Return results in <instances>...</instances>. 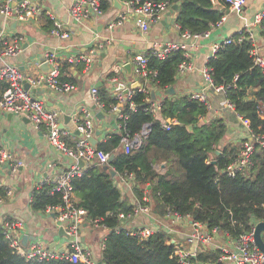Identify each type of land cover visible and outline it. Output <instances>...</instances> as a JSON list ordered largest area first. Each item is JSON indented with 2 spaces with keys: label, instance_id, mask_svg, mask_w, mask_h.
<instances>
[{
  "label": "trees",
  "instance_id": "1",
  "mask_svg": "<svg viewBox=\"0 0 264 264\" xmlns=\"http://www.w3.org/2000/svg\"><path fill=\"white\" fill-rule=\"evenodd\" d=\"M142 2L172 5L175 0H141ZM179 3L175 22L179 32L201 34L210 31L223 18L212 0H177ZM220 4L224 3L218 0ZM225 4V3H224ZM100 9L109 8L107 0H99ZM228 7V6H227ZM47 30L52 29V22ZM259 36L264 39V19L259 23ZM242 36L237 33L229 37L233 42L221 44L214 56L209 57L206 66L211 69L215 86H225V98L233 105L234 112L247 122L248 129L264 134V76L253 65L249 41L237 42ZM148 54V70L155 71L150 84L160 90H167L175 83L179 64L186 61L182 51H174L164 59ZM69 64H60L63 80L75 84L69 72ZM115 73L108 77L112 78ZM236 77V80L234 78ZM6 84L0 81V96ZM97 97L106 114L118 103L117 98L105 88H97ZM148 93L135 90L130 101L122 106L124 118L116 119L120 126L96 149L113 156L110 163L115 173L130 180L132 192L141 205L144 196L150 193L153 210L164 217L167 212L180 216L188 215L195 222L216 228L231 238L248 232L256 222L264 221V150L256 149L245 174H227L228 165L236 158L242 141L235 144L219 142L225 137L226 126L220 119L205 120L206 104L188 97L165 99L159 105L162 119H173L176 124L166 130L155 117L151 105L146 101ZM132 103L134 106L130 108ZM191 126V130L187 129ZM144 127L149 129L145 144L139 150L125 153L121 147L122 136L130 139ZM218 150L220 153L215 154ZM164 161L167 170L157 174L153 165ZM211 161H215L212 165ZM104 165L90 164L81 174L71 180V204L86 212L84 222L97 221L99 227L107 229L103 240L101 260L104 264H179L172 256V236L158 231L147 238L131 236L126 230L120 214L133 213L134 206L124 201ZM131 175L132 179H128ZM147 186L149 190L146 192ZM52 184L37 185L30 197L32 210L44 212L48 208L63 207L59 193H51ZM264 236V234H263ZM218 251H203L193 260H214ZM0 264H81L64 259L36 262L25 261L10 248L0 226Z\"/></svg>",
  "mask_w": 264,
  "mask_h": 264
},
{
  "label": "crops",
  "instance_id": "2",
  "mask_svg": "<svg viewBox=\"0 0 264 264\" xmlns=\"http://www.w3.org/2000/svg\"><path fill=\"white\" fill-rule=\"evenodd\" d=\"M21 1L23 0H14V6H18ZM28 1L33 6H39L42 15L37 19L28 18L17 24L14 29L8 27L4 43H10L14 37H18L21 40L22 52L7 61L19 66L25 74L36 75L42 72L41 69L47 70L42 67L43 64L40 65L41 58L47 52L54 53L61 64L68 63L66 61L68 58L88 54L91 48L96 49L93 67L90 71L86 72L83 64L68 63L70 65L69 72L77 86L74 92L70 94L38 92L32 95L45 102L48 108L60 110L63 113L60 117L61 124L76 136H78V132L75 129L73 116L81 107L89 109L94 116L95 131L100 129V134L95 136L97 144L115 131L116 121L111 123V115L104 112H101L103 113L102 119L95 117L99 110L90 98L91 88L103 87L115 98L125 95L123 93L125 89L134 92L147 88L155 96V100L151 101L148 92L149 100L147 102L150 105H160L165 99L188 97L189 94L201 88L200 70L211 56L212 44L220 43L234 36L243 28V21L231 13L226 4L212 0L215 8L220 10L225 19L220 26L211 29L208 38L198 39L196 50L188 51L190 56L186 61L192 66V69L176 73L175 83L170 87L173 88L174 93L169 94L166 93V90H160L137 76L133 58L137 54L148 52L150 46L155 42L167 44L181 41L179 28L175 22L177 11L170 12V8H168L161 19L157 23L151 24L146 34H142L136 25L134 16H129L122 25L108 30V23L116 17L121 9L118 0H107L109 8L105 12H102L101 15L91 14L81 23L75 22L68 15L67 9L73 0ZM262 9H264V0H246L243 16L249 21L256 12ZM53 21L61 23L64 27L68 33L66 39L51 35L47 30L48 23H53ZM2 23L3 20L0 16V27ZM107 39L110 42L104 45ZM262 39L260 36L259 41L261 42ZM100 45L101 47H99ZM128 65L129 67H127ZM111 73H115L112 77L117 78L115 89H112L109 82L111 77L108 76ZM120 85L124 89H120ZM208 104L205 120L220 119L226 126L225 137L219 143L223 142L224 145L242 141L247 134V126L238 119L234 110L231 111L225 107L224 98L209 93ZM154 114L163 124L165 119H162L159 111ZM0 143L5 148L12 150L15 156L23 162V167L15 173H11L7 167L0 169V197L3 198V203L0 205V224L6 220L20 221L22 230H19V235L24 248L37 241L58 252L65 250L67 238L64 233L59 234L62 223L58 220L57 215L32 210L30 197L37 185L66 170L72 164V160L57 152L47 141L44 132L34 130L28 120L15 115L0 114ZM153 169L157 174L162 175L167 170V165L161 161L155 163ZM113 179L124 201L134 207L140 205L148 210V212H138L127 218L124 224L126 230L149 228L157 230V232L164 231L167 226L165 215L163 217L153 210L154 203L150 193L147 192L149 186H147V193L144 196L145 205H141L133 195L130 180L123 179L117 174ZM8 190H11V196L4 195V192ZM107 233L108 231L104 227H95L86 222L82 225L81 242L95 264H104L101 260L102 248L100 246ZM168 234L182 248H189L187 243V247L183 244L184 238L173 233ZM24 236L27 238L25 244L22 242ZM262 237L264 239L263 235ZM224 243L225 240L221 235H215L205 250L215 251Z\"/></svg>",
  "mask_w": 264,
  "mask_h": 264
},
{
  "label": "built area",
  "instance_id": "3",
  "mask_svg": "<svg viewBox=\"0 0 264 264\" xmlns=\"http://www.w3.org/2000/svg\"><path fill=\"white\" fill-rule=\"evenodd\" d=\"M14 0H0V16L3 23L0 29V81L6 84V89L0 96V114H10L18 117H23L28 120L34 130L45 133L49 144L57 150L61 155L72 160V164L64 171L58 173L52 179H46L45 182L52 184L51 193H59L64 202L63 207L48 208L46 213L57 215L58 220L62 223V228L67 238V246L63 251H55L49 249L40 242H33L26 248L21 243L19 230H22V224L18 220L3 221L0 226L4 229L5 240L10 248L21 256L25 261H48L53 259H64L72 263L95 264L91 259L89 252L84 248L81 242V228L85 220L86 212L83 209L74 207L70 202L72 195L71 180L75 175H80L82 170L90 164L106 165L111 156L96 147L91 146L89 139L94 135V116L87 108H79L73 116L75 129L78 136L72 131L61 126L60 117L63 113L58 109L48 108L40 99H36L33 95L23 88V82L29 84L30 88L46 87L59 94H70L77 89V86L69 81L63 80L60 74V62L54 53H45L40 60V65L46 63L48 72L43 74L28 75L22 72L19 66L9 63L7 60L16 57L22 52L21 40L14 37L10 43L5 44L6 32L13 21L17 24L26 21L28 18L37 19L42 15V10L39 6H33L28 0H23L18 6H14ZM121 6L116 17L108 23V30H112L123 24L129 17H136V25L142 34H146L151 24L157 23L163 13L171 7L168 2L151 3L142 2L141 0H118ZM231 13L235 14L243 21V28L238 32H242V36L237 39V42L247 40L251 43L252 48L249 50V55L252 58L253 65L259 69L264 76V39L259 41V23L264 19V9L256 12L251 20H247L243 16V9L246 5V0H222ZM68 15L75 22L81 23L91 14L101 15L99 0H73L68 6ZM223 17L215 27L221 25ZM15 26V27H16ZM213 27V29L215 28ZM211 31V30H210ZM210 31L201 34H190L187 32L180 33L181 41L176 43L161 44L153 43L148 53L158 59H164L168 54L174 51H182L184 58L190 56L189 50H196L198 39L208 38ZM50 34L61 39H66L68 33L65 31L61 23L53 21ZM110 40L104 45L109 44ZM233 42L231 38H227L220 43H214L211 46V56H214L221 44H229ZM101 47V45L99 46ZM96 49L91 48L88 54L78 55L68 58L66 61L70 64L79 63L84 65L86 72L93 67V58ZM134 70L137 76L144 79L145 82H150V78L155 76V71L148 70V54H137L133 58ZM192 66L184 61L179 64L177 73H183L191 70ZM211 69L206 65L200 70L202 85L201 88L188 95V99L197 100L201 103L208 104L209 93L220 95L224 98V105L227 109L233 111V105L225 98V86H215L211 77ZM236 80V77L234 78ZM112 89H115L117 78L109 79ZM139 92L148 93L147 88L138 89ZM150 93V92H149ZM148 93V95H149ZM133 91L117 98L118 103L110 109L109 115H114L115 120L124 118L122 114V106L125 102L130 101ZM90 98L99 112H104L103 104L99 102L97 97V88L93 87L90 90ZM149 100V96L146 101ZM130 103L129 107L133 108ZM153 112L159 111V104H152ZM238 119L247 126V122L241 117ZM176 124L173 119L163 120L162 126L168 130L170 126ZM120 126L116 124V129ZM115 129V130H116ZM149 129H144L133 138L122 136L121 147L125 153L131 150H139L144 144L148 135ZM264 150V134L256 135L252 133L247 126V134L243 139L242 146L236 158L228 165L227 174L234 176L237 173L245 174L247 168L251 164V157L256 149ZM81 160L86 164L84 168L79 167L76 162ZM7 167L11 173L23 167L21 159L17 158L12 150L5 148L0 143V169ZM128 179H132L129 175ZM42 182L41 184L45 183ZM5 196H11V190L4 192ZM3 203V198L0 197V205ZM138 212H148L147 208L140 205L135 206L132 214L127 216L119 215L121 221H126L132 215ZM167 226L163 232L173 233L184 238L189 245L188 249H184L174 240L169 243L173 245L172 256H174L179 264H264V253H262L254 242L253 230L245 232L238 237L231 238L226 234L219 232L216 228L209 229L205 224L193 221L190 216H180L176 213L167 212L164 218ZM93 226H98L97 221L93 222ZM124 226V225H123ZM131 236H139L147 238L156 233L157 230L149 228L128 230ZM215 235H221L225 243L215 249L218 254L214 260L200 261L193 260L197 255L205 250ZM103 248V243L100 246Z\"/></svg>",
  "mask_w": 264,
  "mask_h": 264
},
{
  "label": "water",
  "instance_id": "4",
  "mask_svg": "<svg viewBox=\"0 0 264 264\" xmlns=\"http://www.w3.org/2000/svg\"><path fill=\"white\" fill-rule=\"evenodd\" d=\"M177 9H178V2H177V0H175V2L170 7V12L177 11ZM15 26H16V22L13 21L11 23L10 27H11V29H14ZM42 67H45L48 70V65L46 63H44L42 65ZM127 67H129V65ZM41 70L44 71V72L47 71V70H43V69H41ZM23 88L25 90H28L31 94H36L38 92H47V93H50V94H54L55 93L54 91H52V90H50L49 88H46V87H42V88H30L29 84H27L25 81L23 82ZM119 88L120 89H124L122 85H120ZM128 92H129L128 89H125L123 91L124 94H127ZM166 93L173 94L174 93L173 88H169L168 90H166ZM150 99H151V101H154L155 100V96H154V93L153 92H150ZM95 117L97 119H102L103 118V113L98 112ZM110 120H111V123H113L115 121V116L112 115L111 118H110ZM65 121H67V118H65ZM61 126L63 127V124H61ZM187 129L188 130H191V126H187ZM99 134H100V129H98L97 131H95L94 136H92L89 139V142H90L91 146L96 147L97 140L95 139V136H98ZM219 153H220L219 151H215V154L216 155H218ZM112 160H113V156L111 155L109 157V159H108V163L106 165H104L103 168L105 170H108L110 176L113 178L116 175V173H115V171L112 168H110V163L112 162ZM76 164L79 167H81V168H84L86 166V164L83 163L81 160H78L76 162ZM211 164L214 165L215 164V161H211ZM63 233L65 234L63 228L60 227L59 234H63ZM263 234H264V221L257 222L254 225V230H253L254 242H255V245L257 246V248L262 253H264V239L262 237ZM26 239L27 238L25 236L22 238L23 244H25Z\"/></svg>",
  "mask_w": 264,
  "mask_h": 264
},
{
  "label": "rangeland",
  "instance_id": "5",
  "mask_svg": "<svg viewBox=\"0 0 264 264\" xmlns=\"http://www.w3.org/2000/svg\"><path fill=\"white\" fill-rule=\"evenodd\" d=\"M47 72H48V70H47V71H45V72H44V71H42V72H41V74L45 75ZM27 84H28V83H27ZM50 90H51V89H50ZM222 145H223V142L219 144V146H222ZM183 244H185V246L187 247V245H186V242H185V241L183 242Z\"/></svg>",
  "mask_w": 264,
  "mask_h": 264
},
{
  "label": "bare ground",
  "instance_id": "6",
  "mask_svg": "<svg viewBox=\"0 0 264 264\" xmlns=\"http://www.w3.org/2000/svg\"><path fill=\"white\" fill-rule=\"evenodd\" d=\"M162 60V59H161Z\"/></svg>",
  "mask_w": 264,
  "mask_h": 264
}]
</instances>
